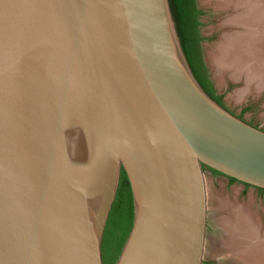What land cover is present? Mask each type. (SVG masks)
<instances>
[{
	"label": "water",
	"instance_id": "obj_1",
	"mask_svg": "<svg viewBox=\"0 0 264 264\" xmlns=\"http://www.w3.org/2000/svg\"><path fill=\"white\" fill-rule=\"evenodd\" d=\"M204 166L264 189V131L194 76L169 0H0V264H203Z\"/></svg>",
	"mask_w": 264,
	"mask_h": 264
},
{
	"label": "rangeland",
	"instance_id": "obj_2",
	"mask_svg": "<svg viewBox=\"0 0 264 264\" xmlns=\"http://www.w3.org/2000/svg\"><path fill=\"white\" fill-rule=\"evenodd\" d=\"M197 3L205 13L201 19V31L205 38L204 53L217 92L223 96L229 112L240 113L241 120L264 131V82L261 85L254 80L248 82L245 72L237 76L231 68L219 71L212 62V56L217 54L223 35L232 30L225 26L231 11L219 7L218 0H197ZM204 173L208 195V230L203 264H240L229 256L225 248L227 237L221 219L227 216V211L223 209V204L242 206L264 224V192L240 182H231L224 175H216L211 171Z\"/></svg>",
	"mask_w": 264,
	"mask_h": 264
},
{
	"label": "bare ground",
	"instance_id": "obj_3",
	"mask_svg": "<svg viewBox=\"0 0 264 264\" xmlns=\"http://www.w3.org/2000/svg\"><path fill=\"white\" fill-rule=\"evenodd\" d=\"M218 1L219 7L232 12L225 21V26L232 30L223 35L217 54L212 56L213 65L219 71L231 68L237 76L245 72L248 82L254 80L261 85L264 82V0ZM223 205L227 216L221 219V226L227 237L225 248L229 256L240 264H264L261 219L240 204V207Z\"/></svg>",
	"mask_w": 264,
	"mask_h": 264
},
{
	"label": "trees",
	"instance_id": "obj_4",
	"mask_svg": "<svg viewBox=\"0 0 264 264\" xmlns=\"http://www.w3.org/2000/svg\"><path fill=\"white\" fill-rule=\"evenodd\" d=\"M169 1L181 44L194 76L205 92L224 107L223 97L217 94L208 79L203 62L201 43L204 37L201 36V19L205 14L204 11L198 7L197 0ZM210 170L216 175H222L216 170ZM229 179L231 182H238L234 178ZM246 186L250 187L248 184ZM260 191L264 192V189H260ZM133 220V196L126 173L122 171L118 193L104 234L102 246L104 264H116L132 229Z\"/></svg>",
	"mask_w": 264,
	"mask_h": 264
},
{
	"label": "flooded vegetation",
	"instance_id": "obj_5",
	"mask_svg": "<svg viewBox=\"0 0 264 264\" xmlns=\"http://www.w3.org/2000/svg\"><path fill=\"white\" fill-rule=\"evenodd\" d=\"M201 36L203 37V34H202V31H201ZM204 41H205V38H204V40L202 41V43H201V47H202V50H203V62H204V66H205V68H206V74H207V77H208V79L211 81V83H212V85L214 86V88L216 89V86H215V84H214V81H213V79H212V76H211V72H210V69H209V66H208V63H207V60H206V57H205V53H204ZM217 91V90H216ZM217 94L218 95H220L218 92H217ZM220 96H222V95H220ZM223 97V96H222ZM222 103H223V106H224V108L226 109V110H229V109H227V107H226V105L224 104V101H223V98H222ZM231 112V111H230ZM233 114H235L238 118H240V119H242V116H240V113H234L233 112ZM204 169V172H206V171H211L210 169L211 168H208V167H204L203 168ZM212 172V171H211ZM122 174V173H121ZM127 176V175H126ZM229 178V177H228ZM127 179H128V177H127ZM128 183H129V187H130V190H131V185H130V182H129V180H128ZM241 183V182H240ZM242 184H244V183H242ZM244 185H246V184H244ZM252 187V186H251ZM256 189H258V190H260V188H256ZM131 193H132V190H131ZM108 224V223H107ZM207 230H208V227H207Z\"/></svg>",
	"mask_w": 264,
	"mask_h": 264
}]
</instances>
